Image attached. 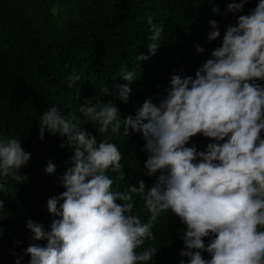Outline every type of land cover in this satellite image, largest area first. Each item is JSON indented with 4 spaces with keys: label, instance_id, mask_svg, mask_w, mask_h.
Here are the masks:
<instances>
[{
    "label": "clouds",
    "instance_id": "9594fccd",
    "mask_svg": "<svg viewBox=\"0 0 264 264\" xmlns=\"http://www.w3.org/2000/svg\"><path fill=\"white\" fill-rule=\"evenodd\" d=\"M249 2L232 0L223 13L216 4L212 12L242 13ZM147 23L149 54L139 53V62L156 54L164 31L152 16ZM209 23L213 30L208 40L214 41L221 31L218 21ZM196 51L206 49L196 45ZM120 77L129 83L100 91L126 103L136 73L123 66ZM80 79L71 75L68 87ZM94 99L88 98L79 111L98 125L99 142L58 106L39 118V138L48 132L66 137L67 144L60 147L71 148L72 164L61 180L65 191L47 200L55 217L50 230L32 219L26 223L34 241L23 249L29 264H149L159 249L144 245L155 239L152 229L164 212L175 214L184 225L179 255L188 259L180 264H264V0L227 26L222 45L211 51L194 77L173 74L158 103L148 97L135 115L122 118L113 100ZM121 128L125 136L142 133L145 172L159 173L154 186L141 179L138 186L113 191L108 173L125 179L123 155L106 134H119ZM198 134L210 140L205 150L191 143ZM30 158L21 140L0 133V192L6 191V180L28 181L21 169ZM45 171L54 174L56 165L49 162ZM134 195L143 197L151 213L147 222L133 214ZM4 203L0 199V209ZM4 216L0 212V220ZM41 240L47 243H35ZM13 254L20 264L23 256Z\"/></svg>",
    "mask_w": 264,
    "mask_h": 264
},
{
    "label": "trees",
    "instance_id": "16d2710c",
    "mask_svg": "<svg viewBox=\"0 0 264 264\" xmlns=\"http://www.w3.org/2000/svg\"><path fill=\"white\" fill-rule=\"evenodd\" d=\"M232 0H0V133L21 140L31 153L21 174L28 181L19 184L6 180V191L0 192L4 218L0 220V264H29L30 256L23 252L31 243L32 233L27 229L29 219L41 222L50 230L55 218L49 213L47 200L59 195L65 188L61 182L71 166V148L60 145L66 137L48 132L39 138V118L49 107L58 106L65 116H72L81 126L102 139L98 125L89 122L79 111L81 104L95 96L93 103L113 100L122 118L135 115L139 107L152 97L158 103L165 95L173 74L195 76L197 69L209 58L211 51L222 45L223 34L229 24L235 25L240 14L256 7L250 0L242 13L215 14L212 7L219 5L221 13ZM57 11L55 15L54 12ZM148 16L163 24L161 44L155 55L137 61L139 53L149 54L150 26ZM218 21L221 36L208 40L212 31L210 20ZM196 45L206 49L197 53ZM134 70L136 80L130 84L132 92L125 103L104 96L103 87L116 89L118 84L129 83L120 77L121 68ZM81 77L75 87H68L69 77ZM122 152L123 181L117 173L113 191H125L138 186L143 179L148 187L158 182L159 173L148 176L144 169L147 153L142 133L106 134ZM209 138H192L198 150H205ZM67 144V141H65ZM49 162L56 172L45 171ZM134 215L147 222L151 213L143 197L133 196ZM63 201H61L62 203ZM123 203L122 201H117ZM184 225L172 213H161L152 229L155 239L144 247L154 246L158 254L149 264H180L187 257L179 255L184 246L180 235ZM22 242L17 244L16 242ZM207 243V238L205 239ZM35 243L46 244L45 240ZM210 258L207 252L203 253Z\"/></svg>",
    "mask_w": 264,
    "mask_h": 264
},
{
    "label": "rangeland",
    "instance_id": "374dc122",
    "mask_svg": "<svg viewBox=\"0 0 264 264\" xmlns=\"http://www.w3.org/2000/svg\"><path fill=\"white\" fill-rule=\"evenodd\" d=\"M54 14L56 15L57 14V11H55Z\"/></svg>",
    "mask_w": 264,
    "mask_h": 264
}]
</instances>
